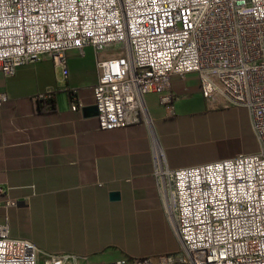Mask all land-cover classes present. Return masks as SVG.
Masks as SVG:
<instances>
[{
	"label": "built area",
	"instance_id": "built-area-1",
	"mask_svg": "<svg viewBox=\"0 0 264 264\" xmlns=\"http://www.w3.org/2000/svg\"><path fill=\"white\" fill-rule=\"evenodd\" d=\"M91 46L99 78L94 105L102 130L148 117L147 93L163 94L173 76L198 75L219 106L247 108L258 149L171 168L152 150L153 174L179 248L155 256H119L89 264H264V0H0V71L49 56L68 77L67 52ZM48 96L49 94H45ZM8 99L0 93V106ZM73 110L78 106L73 103ZM17 205L0 185V264H69L11 235Z\"/></svg>",
	"mask_w": 264,
	"mask_h": 264
},
{
	"label": "crops",
	"instance_id": "crops-1",
	"mask_svg": "<svg viewBox=\"0 0 264 264\" xmlns=\"http://www.w3.org/2000/svg\"><path fill=\"white\" fill-rule=\"evenodd\" d=\"M109 54L91 46L68 51L65 79L49 56L19 66L13 76L0 71V93L8 95L0 106V185L17 202L7 210L10 232L29 238L20 226H62L73 239L59 241L52 253L92 261L108 247L89 238L88 228L134 226L145 236L155 229L158 244L120 256L173 252L178 241L153 174L154 144L171 168L247 153L241 135L251 128L250 114L242 106L209 102L198 75L190 73L173 76L163 94H145L148 121L102 130L87 109L94 105L97 60ZM112 192L119 198L112 200Z\"/></svg>",
	"mask_w": 264,
	"mask_h": 264
},
{
	"label": "rangeland",
	"instance_id": "rangeland-1",
	"mask_svg": "<svg viewBox=\"0 0 264 264\" xmlns=\"http://www.w3.org/2000/svg\"><path fill=\"white\" fill-rule=\"evenodd\" d=\"M246 146L250 147V149L245 150V152H250L251 146H257L256 138L254 137L250 126L245 132H242L241 135V147L245 149ZM20 227L24 233L28 234L30 236L29 238H31V240H33L37 246L47 254L52 253L59 241L69 242L73 239L72 234L67 231L65 232V229H63L62 226ZM169 227L171 228V226ZM85 233L95 242H104L107 244L108 249L106 251L108 252L93 257L92 261L95 262L115 259L121 255V251L128 254V251L135 248L146 250L150 247H155L158 244L155 229L152 230L149 236H145L143 232L140 233L139 230H134V226H92V228H88ZM176 243V247L179 248V242ZM77 256L79 257L78 260H72L69 264H89L91 262L85 260L84 257L86 256L84 255ZM44 258L45 256L43 255L40 264H43Z\"/></svg>",
	"mask_w": 264,
	"mask_h": 264
},
{
	"label": "water",
	"instance_id": "water-1",
	"mask_svg": "<svg viewBox=\"0 0 264 264\" xmlns=\"http://www.w3.org/2000/svg\"><path fill=\"white\" fill-rule=\"evenodd\" d=\"M89 112H94L96 115L98 114L97 107L95 105L89 107L87 109ZM112 200L118 199L119 198V193L118 192H112L110 195Z\"/></svg>",
	"mask_w": 264,
	"mask_h": 264
}]
</instances>
